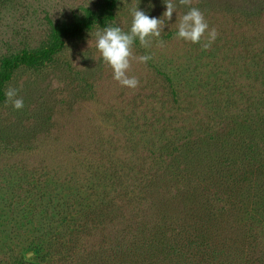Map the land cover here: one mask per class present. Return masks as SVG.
Returning a JSON list of instances; mask_svg holds the SVG:
<instances>
[{"label": "rangeland", "instance_id": "obj_1", "mask_svg": "<svg viewBox=\"0 0 264 264\" xmlns=\"http://www.w3.org/2000/svg\"><path fill=\"white\" fill-rule=\"evenodd\" d=\"M171 2L0 0V264H264V0ZM138 6L129 88L95 33Z\"/></svg>", "mask_w": 264, "mask_h": 264}, {"label": "clouds", "instance_id": "obj_2", "mask_svg": "<svg viewBox=\"0 0 264 264\" xmlns=\"http://www.w3.org/2000/svg\"><path fill=\"white\" fill-rule=\"evenodd\" d=\"M187 4L189 0H181ZM151 4V0H149ZM166 11L163 17L171 20L174 5L171 0H164ZM132 17L131 27L125 32L119 26L106 25L95 33V47L100 53L103 61L107 63L113 70V79L118 81L122 86L136 88L139 81L136 77L128 76L131 61L138 60L146 63L151 57L148 55L135 57L132 54V46L134 41L138 40L142 47H149L153 37L159 38L161 34L162 18L150 16L138 7L129 10ZM207 32V42L201 46L207 49L216 39L217 33L215 29L209 30L203 14L197 8H190L182 17L179 18V24L176 36L193 44L201 43L202 38ZM94 58V57H93ZM95 59V58H94ZM5 102L10 103L16 110L24 107V100L18 95V90L8 88L4 91Z\"/></svg>", "mask_w": 264, "mask_h": 264}, {"label": "trees", "instance_id": "obj_3", "mask_svg": "<svg viewBox=\"0 0 264 264\" xmlns=\"http://www.w3.org/2000/svg\"><path fill=\"white\" fill-rule=\"evenodd\" d=\"M22 60H17L14 63L9 64L7 68H5V70L0 74V85L4 84V82L8 81L10 79L11 76V72H12V67L17 66ZM25 60H23V62H25Z\"/></svg>", "mask_w": 264, "mask_h": 264}]
</instances>
